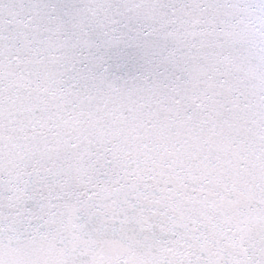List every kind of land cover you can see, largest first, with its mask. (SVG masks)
Returning <instances> with one entry per match:
<instances>
[{
	"label": "snow or ice",
	"instance_id": "1",
	"mask_svg": "<svg viewBox=\"0 0 264 264\" xmlns=\"http://www.w3.org/2000/svg\"><path fill=\"white\" fill-rule=\"evenodd\" d=\"M0 264H264V0H0Z\"/></svg>",
	"mask_w": 264,
	"mask_h": 264
}]
</instances>
